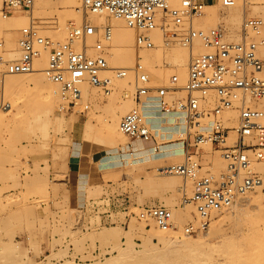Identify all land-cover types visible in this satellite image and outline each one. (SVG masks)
Returning a JSON list of instances; mask_svg holds the SVG:
<instances>
[{
	"label": "rangeland",
	"instance_id": "374dc122",
	"mask_svg": "<svg viewBox=\"0 0 264 264\" xmlns=\"http://www.w3.org/2000/svg\"><path fill=\"white\" fill-rule=\"evenodd\" d=\"M235 1L240 4V9L244 12V16L239 24L230 18L231 9L223 4L222 0H210L205 7L204 13L192 19L195 23L194 25L197 24L194 27L210 28L213 26H222L226 29L227 37L230 40L240 41L242 39L243 21L246 18L260 17V15L264 14V0ZM59 3L60 0H53V4L59 5ZM170 3L174 5L179 2ZM209 4L213 5L210 7ZM34 7L35 4L32 10ZM3 9L4 4L2 1V10ZM32 10H19V13L24 14V12H26L31 15ZM60 10L62 17H68L69 14H71L66 8H60ZM89 13L90 12H88V14ZM57 16L58 14L56 12L48 13L47 19L57 18ZM100 17L101 15L99 17H92L95 24L99 23ZM71 18L75 17L72 16ZM111 18L113 17L110 14H106L104 24H111ZM82 20L83 18L81 21ZM190 20L191 19H187L181 26L167 22L166 27L161 29L162 35L161 42L159 43L161 45L164 43L166 50L159 60H156L154 57L159 48V43L155 41L154 47L151 49H140L139 53L137 49L136 59L139 55L146 53L152 65L148 64L146 59L145 62L147 63H145V66L152 73L154 72L153 69L166 70L169 68L170 64L166 52L170 53L172 48L179 44V39L182 35L187 33L190 28ZM70 21L73 20H67L68 23L66 22V24H69ZM20 30V28L17 30V35L19 37ZM46 31L48 30H44L42 33L49 36L50 39H54V42H60L66 39V32L63 33L61 40H57L53 36L47 34ZM236 36H238V39ZM257 37L256 34L252 32L249 33V38L256 39ZM0 41L3 42V47L0 48V53L3 56L4 48L7 46L4 33H0ZM93 43L94 42H89V53H94L92 49ZM261 45L259 46L260 49H258V52L259 55L264 58V50H262ZM200 50V44L197 43L194 48L193 56L197 55ZM188 51L190 52L187 47V52ZM111 55H113V51L110 56ZM110 58H112V62H109V64L112 67L119 65L114 61L112 56ZM0 62V77L2 76L1 79H3V76L7 74V61L5 62L2 58ZM134 63L135 61L131 63L130 66L134 65ZM174 73L177 74L176 71H172L167 78L156 77L152 79V83L155 85L169 83L170 77ZM18 74L20 73H16V75ZM177 85H179V81ZM92 87L97 91V98H95L93 102H90V99L81 98V103L88 104V108L82 109L81 111L60 110V104L63 99L57 100L54 112L57 115L63 114L68 123L63 127L61 132H56L53 125L49 126L48 137L44 136L40 128L36 126L39 120L35 119L36 113L33 112V109L34 111L38 110L37 112H40L41 116L44 117L48 103L45 94H42L33 83L24 85L23 87L22 85L14 87L11 89V92H9L12 99L14 98L15 100L16 98L19 103L22 102L23 112L19 114L17 118L10 117L9 114L3 113L5 111L3 106L9 104L12 99L7 96L8 98H5L4 102L0 101V115L4 114L3 116H5V118L0 116V264H97L109 261H113L114 264H125L129 260L137 259L138 253L143 254L142 256H138V260L141 263L161 264L166 261H176L179 264H186L183 263L182 260H188L187 264H222L224 263L223 259H225V263L227 262L226 264H237V260L239 259L238 261H240L242 259L241 263L243 264V260L246 259L245 261H247L251 254V257H254L252 260H254H250V263L253 262L256 264L257 262L255 261L259 260L258 262L262 264V262H264V229L261 228L256 231L249 230L243 214H235L233 207L216 213L211 219V223L220 217L222 221L220 227L217 226L215 230L211 227H214V225L209 223L208 227H211V236L208 235V237H206L208 238L207 242L209 245L207 244L206 253L202 254L197 250L192 252L186 251L179 256L173 255L153 234L154 231L151 229V222L155 230L159 228L155 222L153 220H148L147 223L137 218L136 213L140 206L164 204L169 207L173 213L174 226L171 228L173 232L174 230H180L178 233L180 236L182 233L183 236H189L188 238L194 240L201 233L207 231L206 228H203L195 234L184 233L183 227L187 223L197 222L196 220H198L194 205L183 204V198L192 195L194 182L192 179H185L181 175L160 173L158 171V167L160 166L170 163H184L186 161L185 154H179L182 152L183 145L181 141L178 140L180 138L178 133L183 132V124L167 125L165 127L162 121L165 116L161 113L153 112L152 107L146 109V117L153 131L157 134L158 142L161 143V145L166 144L167 141L165 140L172 139L169 137L177 134L174 138V141L179 143L176 153L182 157H164L157 160L134 163L135 160L139 158H134V160H126L123 157L117 159L112 158L114 154L123 152L122 146L124 144L132 147L133 141L135 140L131 139L129 136L125 137L124 141H117L114 146L109 147L95 144L90 141H84L85 147L87 148L85 151L89 156L97 150L104 151H102L97 160H90L91 162H89V165L92 166V170H90L89 175L86 174L85 176L81 173L76 178L71 177V154L76 147V143L73 139L74 130L80 131L83 139L84 127L91 114V120L93 124H95V134L105 141L107 137L104 121L108 112V97L111 96L117 104H120L123 102L124 90L131 91L129 102L126 103V111L135 104L133 99L135 86L132 73H129L124 78H113L109 94H106L100 87L93 85ZM12 92L13 96L11 95ZM185 94L186 92L179 89L176 92H170L169 95L170 98H173L182 97ZM258 104L264 109V97L260 99ZM238 114L239 111L237 108L229 109L224 112V117L231 124H235ZM180 115L181 114H170V116L177 117ZM158 122L159 125L156 126ZM235 138V133H231L230 141H234ZM59 139H63L66 143H64L63 140L61 142L58 141ZM56 141L59 143H56ZM174 141L169 142L171 143ZM143 150H147V148H142L139 151ZM84 157L90 158L88 156ZM148 157L151 158L150 155ZM217 158H219L218 152L214 147L210 144H204L201 149L200 157V162L202 163L201 171H211L213 173H220L223 171L225 167H221L220 164L218 165L215 162ZM254 165L255 170L262 171L264 169L262 163L255 162ZM171 176L178 179L177 187L176 185L173 187H166L165 183L163 184V180ZM71 181L74 183L73 186ZM96 187L97 189L99 187V190H93ZM76 191L79 192V203L73 200V195ZM259 192L264 194L260 189H256L251 193L253 195H258ZM105 195L125 197L128 201L129 206L126 211L118 210L115 212L113 218L115 222L107 221V219L94 212L90 207V201L92 199H98ZM83 200L84 202H81ZM243 200L244 198L241 200L242 202L240 201V206H242V204L244 206L247 202L245 200L243 202ZM188 206H190V214L184 216V222H180V219L185 214L186 210H188ZM111 227H118L120 232L112 237H101L99 235L100 231ZM159 230H161V228H159ZM172 230L170 233H172ZM228 237L230 239H228ZM224 243L225 245L223 246ZM148 244H150V246ZM217 245H220L219 250L217 249L219 253L216 251V248H218ZM232 245H235L234 248ZM224 247H228V250H225ZM230 248H233V250ZM145 249L147 250L145 251ZM230 250L233 252H230ZM257 250H261L263 255L259 256L258 259H256ZM253 251L257 252L254 254ZM224 252L227 254L225 253V255ZM227 255L229 256L226 257ZM238 256L241 257L238 258ZM225 257L231 258L228 260ZM243 257L245 258L243 259ZM248 262L249 261H247V263Z\"/></svg>",
	"mask_w": 264,
	"mask_h": 264
},
{
	"label": "built area",
	"instance_id": "2783aa9c",
	"mask_svg": "<svg viewBox=\"0 0 264 264\" xmlns=\"http://www.w3.org/2000/svg\"><path fill=\"white\" fill-rule=\"evenodd\" d=\"M3 12L9 15L14 9L31 11L35 0H2ZM87 10L106 11L126 20L136 31L135 43L138 49L154 46L152 31L161 17L160 28L166 27L167 18L181 26L185 19L204 13L207 0H181L173 5L169 0H83ZM252 30L258 39H249ZM97 27L90 22L71 25L64 41L53 42L40 30L39 19L32 16L27 25L21 28L19 47L21 55L7 63V72L24 73L35 69V59L42 50L48 52V63L44 71L47 77L60 85L63 101L60 110H79L88 108L82 104V85L90 82L108 90L110 79L102 73L108 70L105 57V41L98 38L94 44L95 54L85 50L87 37L96 34ZM244 39L233 41L227 38L222 26L189 28L182 36L184 45L192 48L199 40L203 51L191 58L189 72L184 86H178V74L174 73L166 84H153L141 56L132 67L114 68L118 77L128 73L135 76V91L132 106L121 118L120 128L133 140L152 143L156 152L161 150L157 134L148 123L146 109L153 108L155 113L181 114L178 122L183 124L185 134L182 141L186 161L170 163L159 167L160 173H173L194 182L193 193L183 198V204L195 206L198 222H189L184 233L195 234L207 226L216 213L229 208L236 199L250 191L260 189L264 193V169L255 170L254 163L264 165V109L259 101L264 97V58L259 55L258 47L264 43V20L251 17L242 27ZM102 38L110 40L111 28L108 25L101 33ZM170 36L169 34H167ZM76 40L84 43V48H75ZM3 42L0 41V48ZM2 54H0V59ZM186 91L182 97L170 98V92L178 89ZM211 96L214 106L206 105L204 98ZM231 108L239 111L237 122L231 124L224 112ZM231 133L236 138L230 141ZM210 144L225 162L220 173L202 172L201 149ZM86 206V205H85ZM83 206V207H85ZM128 201L125 197L103 196L90 201L91 209L107 219L113 220L115 212L126 211ZM136 216L142 221L153 220L164 230L174 226L173 213L166 205L140 206Z\"/></svg>",
	"mask_w": 264,
	"mask_h": 264
},
{
	"label": "bare ground",
	"instance_id": "6f19581e",
	"mask_svg": "<svg viewBox=\"0 0 264 264\" xmlns=\"http://www.w3.org/2000/svg\"><path fill=\"white\" fill-rule=\"evenodd\" d=\"M180 1L181 0H169V2H179V3H180ZM179 3H176V4H179ZM222 3L227 5V7H230V9H231V12H230V14H231L230 16L231 17L230 18H232V20H234L236 23L239 24L241 22V20H242V17L244 16V12H242V9H240L241 8L240 4L238 2H236L235 0H222ZM34 4H35V7H34V9L32 10L31 13H32L33 17H36V18L39 19L41 32L44 31V30H48V31H46V33L49 34L50 36H53L57 40H61L62 39L64 32H66V38H67L68 29H70L71 25L79 26V25H82L83 22H90V23L94 24L97 27V33L87 37V39L85 41V45L88 44V47H86L85 50L90 55L95 54L96 52H95V49H94V44H95L96 40L98 38H100V39L104 40L105 44L107 45L106 52L104 54H105V57H106V59L108 61V64H109V62H112L111 61L112 58H110L111 56L113 57L114 61H116L119 64L118 66L115 65L114 67H112L109 64L110 68L102 73V75L104 77H107V78L110 79L108 90H104V92L106 94H109L110 91H111V85H112L113 78H124V77H118L115 74L114 68H119V67L129 68V67H132L133 65L130 66V64L133 63L136 60L137 46H136V43H135L136 33H135L134 28L131 27L130 25H128V23L126 22V20L124 18L116 17V16L112 15L109 12H106V11L92 12L90 10H87L85 8V6H84L83 0H60L59 5L53 4V0H35ZM176 4H174V5H176ZM212 5L213 4H209L210 7ZM60 8H66V10L71 13V14H69L70 18H69V16L68 17L67 16L62 17V14L60 12L61 11ZM48 9H50V10H48ZM19 10L20 9L15 8L13 13H11L9 15H5L3 10H2V0H0V33H4L5 41L7 43V46L4 48L2 58L5 60V62L7 61V63L12 61V60L17 59L21 55V50H20V47H19V39H20V37L17 35V30L19 28L21 29L23 26L27 25L29 23V21H30L29 18H31L30 14H28L26 12H24V14L19 13ZM87 11L90 12V13L88 14ZM53 12H56L58 14L57 18L55 17L53 19L52 18L51 19H47V14L48 13H53ZM106 14H110L113 17V18H111L112 19V21H111L112 23L111 24L110 23L109 24H107V23L104 24ZM100 15H101V17H100L99 23L95 24V22L92 19V17L93 16L99 17ZM72 16H74L76 19L75 18H71ZM82 18H83V20L81 21ZM193 18L194 17L189 18V19H191L190 20V28H192V27L195 28L194 26L197 25V24L194 25L195 23L192 20ZM256 18L263 19L264 18V14H262V15H260V17H256ZM67 20H73L74 22L70 21L69 24H66ZM161 20L162 19L159 16L158 17V21H157V27L152 31L153 40L155 42H157V43L161 42V35H162L161 28H160ZM185 20H187V19H185ZM244 21H243V24H244ZM167 22L174 23L171 20L170 17L167 18ZM243 24H242V27H243ZM108 25L111 28L112 37H111L110 40H105L104 37L102 38L101 33L104 31L105 27H107ZM166 25H167V23H166ZM175 25H177V24H175ZM213 27H215V26H213ZM250 32L254 33L252 30H249V33ZM20 36H21V30H20ZM237 37L238 36H236V38ZM248 38H249V35H248ZM243 39H244V34H242V39L241 40H243ZM249 39H252V38H249ZM256 39H258V37ZM64 40H66V39H63V41ZM52 41L54 42V39ZM89 42L90 43L94 42L93 45H92V49H93L94 53H89V51H88V49L90 48ZM178 43L179 44L177 46L172 48L170 53L166 52L167 53L168 62L170 64L169 68H167L166 70H164V69H153V71H154L153 73L146 68L147 71L149 72L151 81H152V79H154L156 77L157 78H167L170 72L176 71L177 74L179 75V85L178 86H184V83L186 82L187 77H188L187 70L189 72V64H190L189 60L196 56V55L193 56L195 46L197 45V43H199L202 51L204 50V48L202 47V45H201L199 40H196V42H195V44H194V46L192 48H189V46L184 45V43L182 42V37L179 39ZM83 45H84V43L81 40H76L74 46L77 49H82V48H84ZM187 47L189 48L190 52L189 51L187 52ZM261 47H262V50H264V43H262ZM148 49H151V48H148ZM258 49H260V48L258 47ZM108 50H109V52H108ZM165 50H166V48L164 47V43H163V45H161L159 43V48L157 49L156 56H154L155 59L159 60L161 58V55L164 54ZM201 50H200V52H201ZM112 51H113V55L110 56ZM47 54H48L47 50L46 51L42 50L40 55L35 59V69L33 71L20 73L18 75H16V73L7 72V74L5 73L6 75L4 74L5 76H3L4 77L3 79H1L2 76L0 77V101L4 102L5 98H8L7 96H9V98L12 99V97H10V93L9 92H11V89H13L14 87L21 86V85L23 87L24 85H28V84H31V83H33V85L36 86V88L39 89L42 94L43 93L45 94V97H46V100H47V103H48V107L46 109L44 117L41 116L40 112H37L38 110L34 111V109H33V112L36 113L35 114V119L39 120V123L36 124V126L40 128L41 132L46 137L49 136V130H48L49 126L53 125V127H54L56 132L57 131L61 132L63 127L68 123L66 121L65 117L63 116V114L62 115H57L54 112L55 103L59 99L62 100L63 96L61 94L60 85L58 83L54 82V81H51L47 77V75L45 74L44 69H45V67L47 66V63H48ZM263 54H264V51H263ZM191 55H192V57H191ZM140 56H141V60L143 61L144 65L147 62H148V64L152 65L151 62L148 60V55L146 53H144L143 55H140ZM2 58L0 60H2ZM146 59H147V62H145ZM7 63H6V70H7ZM0 70H1V66H0ZM132 72L130 71L129 73H132ZM133 77H134V81H135L134 74H133ZM92 85L93 84H91L88 81L85 82L82 85V90H83L82 98L84 97V98L90 99L91 100L90 102L95 101V98H97V91H96V89L94 87H92ZM93 86H96V85H93ZM134 86H135V82H134ZM97 87H99V86H97ZM100 88H102V87H100ZM180 90L186 92L185 90H183V88L180 89ZM130 92L124 90V92H123L124 93L123 94L124 97L122 99L123 102L122 103L119 102L120 104H117V102L111 96L108 97V103H107L108 112H107V115L105 116V121H104V128H105L106 137H107L105 139V141L100 139V137H98L97 134H95V132H94L95 124H93V122L91 120V118H92L91 114L89 115V119H88V121H87V123L85 124V127H84L83 140L90 141V142H93L95 144L104 145V146H107V147L114 146L117 143V141H124L125 140V137H127L128 135L121 130L120 121H121L122 116L127 112L126 111L127 110L126 103L129 102ZM11 95L13 96V92L11 93ZM62 102H64V101L62 100L61 103ZM204 102H205L206 105H211V106H214V104H215V100L211 96L205 97L204 98ZM21 103H19V101L16 98H15V100L13 98L12 101L9 104H6V106H3V108L5 109V111L3 113L4 114L5 113L9 114L10 117L17 118L19 116V114H21L23 112ZM82 104H83V102H82ZM231 109H234V108H231ZM171 114H177V113H171ZM3 115L1 114L0 116L5 118V116H3ZM163 115L165 117L163 116L164 119L162 121L165 124L164 125L165 127L167 125L168 126L169 125H182L181 123L178 122L179 118L177 116H170V114H166V113H163ZM165 118H166V120H165ZM3 119H1V120H3ZM148 123H149V121H148ZM154 125H155V123H154ZM158 125H159V122L156 123V126H158ZM43 128H44V130H43ZM178 134H179V136L184 135L185 134L184 129H183V132H179ZM175 136H177V134L176 135H171L169 137V138H172V139L165 140V141H167V143L161 145V150L159 152L154 151L152 149V147H146L145 144H143L144 142H142L141 140H135V141H133V145L131 144L132 147L128 146L127 144H124L122 146L123 152H121L120 154H114L112 156V158L113 159H117V158H120V157L122 158L123 157L126 160H134V158H139L138 160H135L134 163L141 162V161H150L151 158L148 157L149 155L150 156L153 155V158L155 156V159H152V160H157V159H161V158H164V157H177V158L179 157L180 158V157H182L181 155L184 153V150H183V146H182V152L179 153L181 155L176 153L177 152L176 150L179 147V143L177 141L176 142L174 141L175 140L174 139ZM62 140L63 139H61V140L59 139L58 141L61 142ZM169 141H174V142L170 143ZM56 143H59V142L56 141ZM64 143H66V142L64 141ZM64 143H62V144H64ZM181 143H182V141H181ZM142 148H147V150L139 151ZM150 151L152 152V154H151ZM218 157L219 158L215 159V162L218 165L220 164L221 167H225V164L222 161L221 157L219 155H218ZM158 169H159V167H158ZM84 175L86 176V174H84ZM163 181H164L163 184L165 183L166 187L167 186L173 187L175 185L177 187L178 179L176 177H173V176L167 177ZM93 190H99V187H98V189L96 187ZM90 191H91V189H90ZM251 192L252 191H250V192H248V193H246L244 195L239 196L231 207H233V210H234L235 214L236 213H240V214L242 213L243 214V217L245 219L246 224L249 227L248 228L249 230H255L256 231V230L261 229V228L264 229V194H261L259 192L258 195H253ZM243 198L247 202L245 203L246 206L245 205L243 206V204H242V206H243L242 207V206H240V201ZM244 200H243V202H244ZM187 204L189 205L191 203H187ZM153 205H155V204H153ZM157 205H160V204H157ZM189 209H190V206H188V210H186V212L182 216V218L181 219L178 218V219H180V222H184L185 221V217L184 216H187L188 214H190V210ZM224 209H227V208H223V210ZM195 210H196V208H195ZM196 213H197V211H196ZM176 217H178V216H176ZM196 221L198 222V220H196ZM221 221H222V218L220 217V218L214 220L212 223L211 222H209V223L214 225L215 228L213 226H211V225L210 226L215 230L217 226L220 227ZM236 222H237V220H236ZM208 225L203 227V228H206L207 231H205L204 233H201L198 237L196 236L197 238H195L194 240L192 238H188L189 236L188 237L183 236L182 233H181V236H180V234H178L180 230H174V232H173V230L170 228L172 230V233H170L171 230H169V229L168 230H164V229L159 230V228H158V229L155 230V227L153 226L152 222H151V226H152L151 229L154 231L153 234L158 238L159 241H161L163 243L164 246L167 247L169 252H171L175 256H179L181 254H184L186 251L192 252V251L199 250L201 252V254L202 253H206L207 246L209 245L208 242H207L208 238H206V237H208V235L211 236V229H210L211 227L209 228ZM203 228H201V229H203ZM119 232L120 231H119L118 227H111V228L103 229L102 231L99 232V235L101 237H112V236L117 235ZM228 239H230V238L228 237ZM249 240H251V239H249ZM222 242H224V241H222ZM220 244H221V242H220ZM260 244H262V243H260ZM148 245L150 246V244H148ZM224 245H225V243L223 244V246ZM217 246H218V248H216V251H217V249L219 250V248H220L219 247L220 245H217ZM229 246H230V244H229ZM232 246L234 248L235 245H232ZM215 247H214V249H215ZM227 248L228 247H226L225 250H228ZM233 248H230V249L233 250ZM235 249H237V248H235ZM146 250L147 249H145V251ZM209 250H210V248H209ZM257 251H255V252L253 251L254 254ZM226 252H224V254ZM230 252H233V251L230 250ZM263 252H264V250H263ZM217 253H219V252L217 251ZM258 253H261V250L256 253V255H257V256L255 255L257 257L256 259H258L259 256L262 255V253L261 254H258ZM228 254H232V253H228ZM139 255L142 256L143 254L138 253L137 257H136L137 259L129 260L125 264H160V263H141L138 260V258H139L138 256ZM203 255H205V254H203ZM222 256H223V254H222ZM228 256L229 255H227L226 257H228ZM249 256L251 257V254ZM240 257L238 256V258H240ZM250 257L247 260V261H249L248 263H250L251 261L254 260V259L252 260V258H254V257H251V259H250ZM210 258H212V257H210ZM230 258L231 257L226 258V259L230 260ZM244 258L245 257H243V259ZM246 258H247V256H246ZM223 260H224V263H225V259H223ZM238 260H237V264L241 263L242 259L240 261H238ZM245 260L246 259L243 260V264H245V263L248 264L247 261H245ZM258 261L259 260L255 261V262L259 263ZM182 262L187 264L188 260L187 261H185V260L183 261L182 260ZM224 263H222V264H224ZM263 263L264 262H262V264ZM97 264H114V262L113 261H109V262H106V263H97ZM161 264H179V263L176 262V261H166L165 263H161ZM250 264H254V263L252 262Z\"/></svg>",
	"mask_w": 264,
	"mask_h": 264
},
{
	"label": "crops",
	"instance_id": "0c3cea01",
	"mask_svg": "<svg viewBox=\"0 0 264 264\" xmlns=\"http://www.w3.org/2000/svg\"><path fill=\"white\" fill-rule=\"evenodd\" d=\"M209 1L210 0H207V3ZM73 139H74V142L76 143V147L74 148L73 153L71 154V177L76 178L81 173L89 175L90 170H92L91 169L92 166L89 165V162H91L90 160H92V159L97 160L100 157V154L102 153V151H104V150H97L94 153H92L91 156H89V154H87L85 151V149H87V148L85 147V144H84L85 140L82 139L80 131H78L76 129L74 130ZM151 144L152 143H145V146L149 147ZM151 154H152V152H151ZM84 156H88L90 158H85ZM152 159H155V156L153 158V155H152L151 160ZM71 183L73 186L74 185L73 181H71ZM78 196H79V192L76 191L73 195V200L76 203H79V201H80ZM81 202H84V200Z\"/></svg>",
	"mask_w": 264,
	"mask_h": 264
}]
</instances>
